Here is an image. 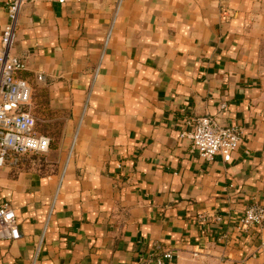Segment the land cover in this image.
Listing matches in <instances>:
<instances>
[{
  "label": "crops",
  "instance_id": "obj_1",
  "mask_svg": "<svg viewBox=\"0 0 264 264\" xmlns=\"http://www.w3.org/2000/svg\"><path fill=\"white\" fill-rule=\"evenodd\" d=\"M10 54L65 119L53 168L0 166V264H264V221L236 228L264 205V0H29ZM208 114L243 130L228 162L180 136Z\"/></svg>",
  "mask_w": 264,
  "mask_h": 264
},
{
  "label": "built area",
  "instance_id": "obj_2",
  "mask_svg": "<svg viewBox=\"0 0 264 264\" xmlns=\"http://www.w3.org/2000/svg\"><path fill=\"white\" fill-rule=\"evenodd\" d=\"M28 1H6L7 22L0 35V166L9 162L17 164L21 156L44 153L50 147V138L37 133V120L28 110L32 88L25 78L18 75L24 69V62L20 57L10 54L20 12ZM41 78L38 76V79ZM186 123L191 129L182 130L180 136L189 138L192 147L207 161L220 157L228 162L243 138V130L239 125L223 123L217 114L200 116ZM263 221L264 205L253 203L240 215L236 228L247 230L261 225ZM19 236L15 209L9 202L0 201V240H15ZM39 249L40 243L29 264H36ZM172 256L171 251L166 249L153 260L156 264H163ZM149 260L150 256L142 257L139 264H147Z\"/></svg>",
  "mask_w": 264,
  "mask_h": 264
},
{
  "label": "rangeland",
  "instance_id": "obj_3",
  "mask_svg": "<svg viewBox=\"0 0 264 264\" xmlns=\"http://www.w3.org/2000/svg\"><path fill=\"white\" fill-rule=\"evenodd\" d=\"M32 88L31 99L28 110L37 120L36 131L39 134L46 135L50 138V147L44 153L27 154L21 156L26 163L32 164L42 169L50 170L58 159L56 150L60 142V133L63 128L65 115L63 112L54 110L48 106L47 90L40 87L37 83H30Z\"/></svg>",
  "mask_w": 264,
  "mask_h": 264
},
{
  "label": "trees",
  "instance_id": "obj_4",
  "mask_svg": "<svg viewBox=\"0 0 264 264\" xmlns=\"http://www.w3.org/2000/svg\"><path fill=\"white\" fill-rule=\"evenodd\" d=\"M36 128H37V124H36ZM51 143V142H50ZM32 154H35V153H32ZM37 154V153H36ZM17 166H19V165H26V166H28V165H30V163H26L25 161H23L21 158H20V160H19V162L16 164Z\"/></svg>",
  "mask_w": 264,
  "mask_h": 264
}]
</instances>
